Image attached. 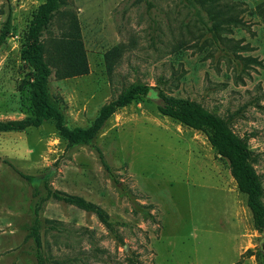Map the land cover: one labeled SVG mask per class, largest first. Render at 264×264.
I'll return each instance as SVG.
<instances>
[{"label":"rangeland","instance_id":"rangeland-1","mask_svg":"<svg viewBox=\"0 0 264 264\" xmlns=\"http://www.w3.org/2000/svg\"><path fill=\"white\" fill-rule=\"evenodd\" d=\"M199 1L64 0L42 34L48 94L69 129L88 128L134 85L199 106L245 141L264 207V0H234L240 23L228 26ZM42 2L0 0V30L12 18L0 45V121L32 114L23 50ZM73 30L88 73L58 79L59 44ZM157 106L141 98L119 109L87 146L67 147L50 121L0 133V264H37V207L43 264H264L246 196L210 133ZM45 186L95 204L112 229L45 200Z\"/></svg>","mask_w":264,"mask_h":264},{"label":"trees","instance_id":"trees-1","mask_svg":"<svg viewBox=\"0 0 264 264\" xmlns=\"http://www.w3.org/2000/svg\"><path fill=\"white\" fill-rule=\"evenodd\" d=\"M63 3L64 0H43L32 16L23 50L24 61L32 72L29 84L32 114L30 117L21 120L0 121V133L22 132L29 128H38L44 122L50 121L54 124L59 136L66 141L67 147L87 146L96 138L108 119L119 109L141 98L158 99L157 110L161 115L191 129L210 133L208 141L211 147L217 155L228 163L230 174L239 192L246 196V205L251 214L253 228L261 236L259 251L264 256V207L259 201L261 195L259 179L249 165V153L245 141L233 135L224 120L209 114L192 103L159 96L154 88L134 85L103 105L98 116L88 128L69 129L66 127L63 114L56 108L48 94L51 70L45 59L46 50L42 40L43 32L48 28ZM199 3L214 17L222 19V24L226 26L240 23L237 17L238 5L234 0H200ZM11 22V12H8L0 30V45L10 35ZM75 31L73 30L68 41L59 44L61 60L56 70L58 79L73 78L88 73L85 52L78 36H74ZM118 51V48H115L106 56L109 71L112 70L109 60ZM98 154L101 163L106 167L102 154L99 151ZM24 179H28V177H24ZM45 187V200L53 199L94 214L107 229H112L108 215L95 204L81 197L68 195L60 191H52L47 186ZM38 210L39 207L35 209L36 218L29 237L33 238L36 246L37 264H43V258L41 257L42 244L38 233Z\"/></svg>","mask_w":264,"mask_h":264}]
</instances>
